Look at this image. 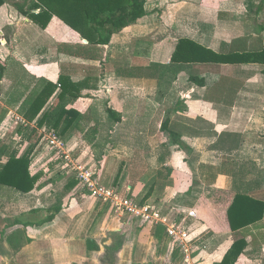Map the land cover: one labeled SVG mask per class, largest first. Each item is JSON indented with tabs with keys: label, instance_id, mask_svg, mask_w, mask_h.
<instances>
[{
	"label": "crops",
	"instance_id": "obj_1",
	"mask_svg": "<svg viewBox=\"0 0 264 264\" xmlns=\"http://www.w3.org/2000/svg\"><path fill=\"white\" fill-rule=\"evenodd\" d=\"M60 3L50 4L52 11L81 14ZM37 4L3 0L0 6V141L22 127L13 138L24 144L13 143L18 158L31 133L37 137L29 168L34 189L0 200V264H221L236 243L227 264H264V62L171 60L182 39L219 55L262 51L264 0H145V16L108 44L89 43L56 12L41 28L29 19L45 9ZM78 27L89 32L93 25ZM60 77L82 88L66 106L81 119L66 136L57 135L64 152L74 164L95 166L106 179L100 185H115L148 207L149 220L89 198L77 173L61 170L40 144L50 126L39 122L61 90L33 121L25 114ZM236 192L262 205L252 212L260 216L256 222L231 230L227 211ZM157 225L164 228L161 240ZM167 226L183 244L172 241Z\"/></svg>",
	"mask_w": 264,
	"mask_h": 264
},
{
	"label": "trees",
	"instance_id": "obj_2",
	"mask_svg": "<svg viewBox=\"0 0 264 264\" xmlns=\"http://www.w3.org/2000/svg\"><path fill=\"white\" fill-rule=\"evenodd\" d=\"M37 2V8H40V4H42L45 9L40 8L39 13L29 15V19L35 24H38L41 28H45L50 22L53 12H56V16L67 26L76 30L84 39L93 44L96 42L108 44L112 34L119 32L125 27L136 24L145 16V0H64V6L60 3L64 7L63 10L66 8L71 9L72 6H78V9L80 7L81 14L76 16L72 14L64 15L59 11H52L53 8L50 4L55 3L56 0H37ZM2 5L3 0H0V6ZM87 22L93 25V28L89 32L78 27V23L86 24ZM106 25L110 26V29L107 31V37L102 39L103 30ZM97 35L100 36L98 37L99 40L96 39ZM171 60L175 63L183 64L199 62L225 64L263 63L264 49L260 52L219 55L192 41L182 39L178 41ZM4 70V65L0 63V81L3 77ZM58 88L61 91L57 98L58 103L56 107L52 111L44 113L39 125L47 123L50 129H53L59 137H64L73 129L74 124L81 119L78 112L73 109L67 110L66 106L80 98L82 88L70 81H65L62 77H60L57 84L48 83L43 87L29 106L25 114V119L29 122L33 121ZM36 139V133L32 132L28 138L29 145L18 158L12 157L13 151L11 146L7 147L0 141V200H10L12 197L29 193L34 189L37 177L30 175L29 168ZM3 157L8 158L4 164L1 163ZM68 184L73 186L76 184V180L71 179ZM246 195V193L236 192L228 208L227 215L231 230H238L239 228L248 226L260 218V216H253L252 212L256 207H260L262 203ZM239 205H246L247 210H241L242 212L238 211L237 207ZM18 224H20V221L15 220L14 225ZM163 233L164 228L161 225H157L155 237L161 240ZM235 245L237 243L233 247ZM233 247L226 254L221 264L228 263L233 254ZM238 255L239 252L234 255L233 261L236 260ZM175 257L174 252L172 255L173 260H175Z\"/></svg>",
	"mask_w": 264,
	"mask_h": 264
},
{
	"label": "built area",
	"instance_id": "obj_3",
	"mask_svg": "<svg viewBox=\"0 0 264 264\" xmlns=\"http://www.w3.org/2000/svg\"><path fill=\"white\" fill-rule=\"evenodd\" d=\"M40 140V144L45 150L56 154L58 160L61 162V165H66L68 172L75 171L77 173L76 179L81 188L87 190L89 198L113 205L116 212L119 214H129L134 218H140L143 220H149L151 218L148 207H139L133 200L122 196L115 188L100 185L96 175L95 166L86 168L83 165L74 164L64 152V142L52 129H48L43 132ZM165 221L166 220H163L162 222ZM166 232L173 242L183 244V242L176 239L174 226H167ZM181 251L183 253L184 260H187L189 257V249L182 246Z\"/></svg>",
	"mask_w": 264,
	"mask_h": 264
},
{
	"label": "rangeland",
	"instance_id": "obj_4",
	"mask_svg": "<svg viewBox=\"0 0 264 264\" xmlns=\"http://www.w3.org/2000/svg\"><path fill=\"white\" fill-rule=\"evenodd\" d=\"M3 120H4V115L0 114V129H1V126H2V124H3ZM8 129H10V128H8ZM21 130H22V127H20V126H16L15 128L10 129L9 132L7 133V137H6L5 140L3 141L4 144H5L7 147H8V146H11L12 148H13V143H15V144L17 143L18 146H19V145H21V146L24 145L23 142H17V141H14V140H13V138L17 139V137L20 135ZM17 135H18V136H17ZM100 147H101V145H100ZM50 154L57 158V155L54 154L53 152H51ZM50 154H49V155H50ZM95 157H96V158H97V157L99 158V155H95ZM57 159H58V158H57ZM95 160H96V159H95ZM59 168H60L61 170H63V171H65V170L67 171V167H66V165H60ZM98 173H99V172L96 170V175H97V177H98V180H100V181H106V179H105L104 177L99 176ZM109 178H110V177H109ZM111 185H112V183H111ZM114 187H115V189H117V190L119 191L118 187H116L115 185H114Z\"/></svg>",
	"mask_w": 264,
	"mask_h": 264
},
{
	"label": "water",
	"instance_id": "obj_5",
	"mask_svg": "<svg viewBox=\"0 0 264 264\" xmlns=\"http://www.w3.org/2000/svg\"><path fill=\"white\" fill-rule=\"evenodd\" d=\"M11 264H16V263H11Z\"/></svg>",
	"mask_w": 264,
	"mask_h": 264
}]
</instances>
